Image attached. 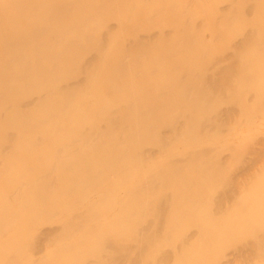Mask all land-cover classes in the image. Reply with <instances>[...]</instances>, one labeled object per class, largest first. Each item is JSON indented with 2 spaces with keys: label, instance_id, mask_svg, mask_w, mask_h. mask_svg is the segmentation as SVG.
<instances>
[{
  "label": "bare ground",
  "instance_id": "bare-ground-1",
  "mask_svg": "<svg viewBox=\"0 0 264 264\" xmlns=\"http://www.w3.org/2000/svg\"><path fill=\"white\" fill-rule=\"evenodd\" d=\"M145 2L0 0V264H74L75 252L83 258L77 264H177L184 258L189 264H253L254 250L264 256V226L257 220L262 210L241 216L242 234L256 236V243L244 258L224 261L218 257L226 236L219 220L232 218L233 204L223 207L204 195L193 217L195 201L184 197L182 181L203 193L210 172L213 181H227L234 200L255 201L252 187L264 181V164L245 186L225 180L226 164L206 147L225 128L216 119L208 130L204 124L212 123L200 116L211 99L209 68L194 85L179 62L168 76L153 66L177 44L189 55L221 39L236 50L223 56L221 79L213 80L227 90L230 76L247 66L258 69L264 0ZM139 3L155 24L192 29L151 43L139 35ZM244 10L259 13L249 32L234 24ZM112 13L116 26L110 25ZM222 24L233 30L228 41L220 34L201 36ZM263 77L264 70L243 74L238 89ZM136 83L144 84L143 94L133 90ZM177 93L183 94L184 132L173 112ZM154 145L182 152V158L156 159ZM52 220L60 226L39 239L32 224ZM189 225L198 229L186 232Z\"/></svg>",
  "mask_w": 264,
  "mask_h": 264
},
{
  "label": "rangeland",
  "instance_id": "rangeland-1",
  "mask_svg": "<svg viewBox=\"0 0 264 264\" xmlns=\"http://www.w3.org/2000/svg\"><path fill=\"white\" fill-rule=\"evenodd\" d=\"M61 1V0H56ZM221 5L225 4L230 0H221ZM234 3H241V0H233ZM141 3V2H140ZM138 4L135 7V17L139 21L141 26L139 30V35L146 38L151 43L157 44V40L160 38L172 35V34H183L192 29V26L184 28L180 25L169 26L164 25L161 22L156 24L153 22L152 15L149 14L147 7L143 4ZM146 4L150 5V0H146ZM244 6V5H243ZM114 18L110 21L111 26L117 25V16L111 14ZM258 11L244 10L237 14L234 24L240 27L239 30L243 32H249V26L251 23L258 18ZM203 21V18L198 20ZM205 23H201L198 27L204 26ZM129 31H124V35H129ZM233 33L232 28L229 25L222 24L219 30L214 29L213 31L204 29L201 36L206 35L210 37L211 35L217 37L220 34V38L227 40L231 37ZM197 38V36H191ZM218 44L215 46H208L202 48H194L195 52L193 54L187 55L181 44L178 45V49L173 52L172 55L165 57L160 63L154 64L157 67V71L164 73L166 76L175 74L173 71V66L176 65L175 62H179L180 69L191 77L193 84L196 85L198 79L202 76V69L204 66L209 68L208 72V83L207 87L210 91V103L206 106L200 107L201 118L204 122H211L212 124H204L206 129H212L214 127L213 121L220 119L224 125V131L221 136L211 138L206 141L208 146L213 148L221 161L226 164V176L230 177L233 182H236L238 186H245L247 182V176L251 175L256 171L259 165L264 164V77L260 80L254 81L250 88L244 91H240L238 88L241 83V76L253 77L256 76L259 71L262 75L264 70V49H261L257 56V66L246 67L240 73H235L229 78L230 86L227 87L229 90L232 87V91L228 93L227 90L218 89L214 86L213 80L221 79L220 66L223 64V56L236 52L233 45L227 44L222 45L221 39L217 41ZM140 59L146 60L143 54H140ZM241 62L244 64L246 62L245 57L241 56ZM175 61V62H174ZM133 90L137 93L143 94L146 88L143 83H136L133 86ZM183 98L182 93H177L175 95V100L178 103L173 108V112L180 118V123L185 124L183 132L187 129V122H185L183 115V107L179 104L180 100ZM140 130V129H139ZM162 130L170 134V131L166 127H162ZM231 131V132H230ZM234 131V132H233ZM244 133V134H243ZM208 136L206 135V138ZM148 139H146L147 141ZM192 147V146H191ZM190 147V148H191ZM205 145L203 148H206ZM183 147H179V151ZM153 157L160 160H166L172 158L181 159L182 152L169 153L168 150H161L158 146L154 145L151 148ZM238 157V158H237ZM261 157V158H260ZM260 159V160H259ZM263 162V163H262ZM185 173L188 169L185 168ZM210 179L209 186L202 192L198 189L196 183L189 181H182L185 189L184 197L188 200L195 201V207L191 212L193 217L198 215L199 203L203 196H210L212 200L216 201V204L220 206H228L233 204V209L235 210L231 219H221L219 220V225L224 228L226 236L218 242V257L224 261H229L235 259L237 256L242 255L243 258L246 255L248 249L252 248V245L256 243V236L252 234L245 233L242 234L240 230L241 216L248 212L255 211V213L261 211L257 220L261 222L264 226V181L259 185H254L252 187L253 198L255 201L249 199L234 200L227 194L229 186L227 181L219 182L218 180L213 181L212 172L209 173ZM250 177V176H249ZM264 179V178H263ZM251 189V188H250ZM33 229L37 230L36 234L39 239L42 234L48 229L57 228L60 226L59 221H39L38 223L32 224ZM113 224L107 226V229H112ZM198 227L189 225L186 228V232L194 233ZM138 253V252H137ZM136 255V250L132 251L131 257ZM260 250H254L253 264H264V256H261ZM39 254H36L34 258H38ZM72 263L77 264L82 261L80 252H75L70 257ZM177 264H189V260L184 258Z\"/></svg>",
  "mask_w": 264,
  "mask_h": 264
}]
</instances>
